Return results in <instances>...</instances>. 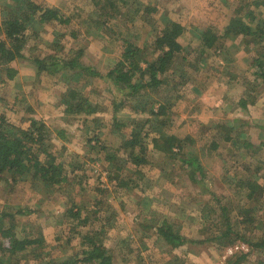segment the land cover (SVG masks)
I'll use <instances>...</instances> for the list:
<instances>
[{
  "label": "rangeland",
  "instance_id": "1",
  "mask_svg": "<svg viewBox=\"0 0 264 264\" xmlns=\"http://www.w3.org/2000/svg\"><path fill=\"white\" fill-rule=\"evenodd\" d=\"M27 1L60 6L73 21L68 28L43 26L33 18L26 32V59L12 64L16 78L8 80L0 70V113L16 134L33 129L32 121L44 122L52 131L51 149L71 181L51 193L32 181L14 189L0 184V213L31 208L32 213L17 219L19 236L41 232L46 240L37 256L21 264L67 263L84 249L78 233L102 227L114 264H232L241 255L248 256L241 264H264V250L253 247L264 241V196L254 186L264 187V130L253 120L264 112L263 105L259 107L263 79L253 67L257 57L264 61L263 49L229 38L211 52L198 41L200 29L210 24L224 33L239 7L244 9L240 15L254 11L259 17L264 8L254 4L264 0H112L116 7L106 0ZM0 6V25L21 7L15 0H0ZM146 7L158 13L148 14ZM173 21L186 25L189 40L165 75V85L154 94L145 93L144 104L117 92L106 79L86 77L80 86L97 114L68 116L61 101L72 82L64 84L61 75L38 76L30 60L50 55L70 59L84 50L83 63L106 77L133 45L143 50L141 65L146 68L144 60L157 57L154 41ZM246 99L249 103L243 107L241 100ZM152 102L171 104L168 117L152 116ZM115 120L126 128H115ZM134 125L149 134V164L139 169L128 164L121 149ZM171 135L184 142L182 158L199 159L208 189L191 180V168L179 157L160 163L163 154L156 144ZM214 143L218 148L213 149ZM77 199L93 228L81 227L74 234L77 222L67 213ZM227 219L233 234L215 240L227 231ZM164 220L199 244L177 249L167 245L153 230ZM237 235L250 247L237 242Z\"/></svg>",
  "mask_w": 264,
  "mask_h": 264
},
{
  "label": "trees",
  "instance_id": "2",
  "mask_svg": "<svg viewBox=\"0 0 264 264\" xmlns=\"http://www.w3.org/2000/svg\"><path fill=\"white\" fill-rule=\"evenodd\" d=\"M113 7L112 0H106ZM20 12H14L9 15L0 25V70L6 71L8 80H14L18 74V70L12 64L18 60H25L23 53L27 45L26 32L32 28V20L36 18L41 25L48 26H66L72 25L73 19L63 15L59 8H52L42 4H36L25 0L20 4ZM257 9L264 8V2L255 4ZM147 9V7H146ZM244 10L242 7L237 9V14L234 18L229 17V21L225 26V32L219 33L217 25L210 24L205 29H200L198 41L203 46L204 50L217 51L224 44L223 42L229 38H241L242 44L254 45L255 48L261 46L264 54V13L258 15L254 11L248 12L245 16L240 15ZM158 11L154 8L147 9L148 14H155ZM247 19V20H246ZM36 32L37 30L34 29ZM186 25L173 21L172 25L160 32L154 41V52L157 55L153 61L144 60L147 67L141 65L143 58V50L134 48L131 45V50H127L123 54V58L117 65L103 77L93 67L85 65L82 57L85 52L79 51L76 56L70 59H61L55 56L48 58L30 59L33 66L37 69V75H61L62 82L67 84L69 80L72 86L69 87L62 99V105L65 107V114L68 116H77L83 118H91L97 114V106L89 99L80 82L86 77L101 78L108 80L111 86L117 92L124 93L128 97L133 98L138 104H144L147 94H154L162 89L167 80L166 74L173 66L176 59L184 50V42H188L186 36ZM76 37V33L73 34ZM220 51V50H219ZM264 56V55H263ZM144 59V58H143ZM142 60V61H141ZM253 66L256 71L254 74L262 78L264 86V61L261 56L254 59ZM234 80L238 77L236 74L232 76ZM259 80V79H258ZM231 82H234L231 80ZM256 82V81H255ZM171 97L169 101H172ZM154 100V99H153ZM255 100V99H254ZM243 107H247L248 101L241 100ZM113 108L116 113L119 110L117 99L113 101ZM165 103L152 102V116L168 117V108H171ZM33 129L22 131L16 134L10 130L9 123L0 113V184L5 183L9 188L14 189L24 182H34L36 185L45 188L48 192H53L56 188H64V185L70 183L69 171L65 165L59 161L58 157L52 151L50 144L52 131L44 122L32 121ZM114 127L117 129H125L126 126L114 122ZM137 125H134L132 132L124 140L121 149L126 155V161L131 166L139 169L140 167L149 164L148 157V133H143ZM232 140V139H228ZM192 141V142H191ZM52 142V141H51ZM191 143H194L190 139ZM183 141L174 136L165 137L162 145H157L160 156V163L164 162L165 158L178 159L187 167L191 168L190 178L193 182L202 183L208 189L206 183V173L198 158L190 156L182 158L181 153L184 152ZM213 149L218 148L214 143ZM264 146V145H263ZM111 158V157H109ZM113 159V158H112ZM162 164V163H161ZM139 175L141 172L137 170ZM127 184L121 183L122 188ZM256 191H261L264 196V187L254 184ZM248 198H252V190L250 189ZM79 200L72 201L71 208L68 210L67 217L77 225L71 229L72 233L76 234V230L81 227L93 228L90 223V217H83V208ZM31 208H19L16 211H6L0 213V264H21L31 255L37 256L38 250L45 243V237L41 232L37 235L23 238L19 236L17 219L22 216H27L32 213ZM227 231L216 238L217 241H224L225 238L233 234V227L229 219L226 220ZM154 232L164 239L167 245L174 249L184 247L188 244H199L194 240H190L181 234L176 224H171L164 220L160 226L153 227ZM83 240L82 247L84 248L81 254L72 257L64 264H114V259L109 250L104 246L103 236L107 234L106 227L100 230H92L87 233H78ZM237 242L243 244L249 243L245 238L236 236ZM254 248L264 250V241L256 243ZM248 258L247 255H241L232 264H241Z\"/></svg>",
  "mask_w": 264,
  "mask_h": 264
},
{
  "label": "crops",
  "instance_id": "3",
  "mask_svg": "<svg viewBox=\"0 0 264 264\" xmlns=\"http://www.w3.org/2000/svg\"><path fill=\"white\" fill-rule=\"evenodd\" d=\"M16 2H18L19 4H22V0H15ZM2 4V3H1ZM56 8H60V6H55ZM0 9H1V6H0ZM0 14L2 15V11L0 10ZM45 26V25H43ZM15 63V62H14ZM13 66V65H12ZM14 67V66H13ZM15 68V67H14ZM262 101L259 102L260 106L263 105V111H264V98L261 99ZM258 107V108H259ZM258 115V114H257ZM253 120L256 122V124H258L259 126H262L263 127V130H264V112L262 113V115L260 116V118H257V116H254Z\"/></svg>",
  "mask_w": 264,
  "mask_h": 264
}]
</instances>
